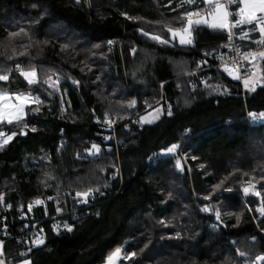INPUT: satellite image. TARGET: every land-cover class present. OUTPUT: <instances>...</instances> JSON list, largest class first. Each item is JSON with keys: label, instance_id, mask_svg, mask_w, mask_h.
Wrapping results in <instances>:
<instances>
[{"label": "trees", "instance_id": "16d2710c", "mask_svg": "<svg viewBox=\"0 0 264 264\" xmlns=\"http://www.w3.org/2000/svg\"><path fill=\"white\" fill-rule=\"evenodd\" d=\"M179 5L0 0V75L20 66L37 78L0 80V91L37 99L25 120L0 126V140L16 133L0 150L6 264H106L117 249L118 264L264 256V120L249 115L264 112V59L252 72L262 86L250 91L243 80L251 76L214 67L227 32L201 25L191 45L173 38L168 29L204 6ZM260 40L250 32L245 49L264 51ZM199 57L207 69L195 75ZM155 106L161 119L142 125ZM174 144L173 155L161 154Z\"/></svg>", "mask_w": 264, "mask_h": 264}, {"label": "snow or ice", "instance_id": "6c2138e0", "mask_svg": "<svg viewBox=\"0 0 264 264\" xmlns=\"http://www.w3.org/2000/svg\"><path fill=\"white\" fill-rule=\"evenodd\" d=\"M77 4L81 3V0H75ZM87 2V0H85ZM185 4H192V5H199L204 4L208 7L206 9H202L203 12L206 13V15H202L201 11H187L184 13L183 17H181V20H186V26L182 27L181 29L173 30L169 28L168 30L172 33L173 38L179 36V42L181 45H191L193 44V37L192 32L196 30L194 26L199 27L201 25L207 26L208 28L214 30V31H222L227 32L228 39L231 40L232 36L234 35L232 29L233 28H241L242 25H251V28L249 29L250 32H256L258 31L261 35V40L257 41L258 44L264 45V0H226V2H221V0H180L179 6H184ZM90 6V5H89ZM235 6V11H230L229 9ZM193 17H199L198 19H193ZM210 17V19L208 18ZM234 18V19H230ZM241 31L243 35L241 36V39L246 38L249 33L244 32L243 28H241ZM147 35V33H144ZM186 34V35H185ZM11 35H18V33H12ZM153 39H159V37H152ZM166 43L167 41H162ZM111 44L112 41H109ZM245 60L256 61L258 59H264V51H259L258 53H246L243 57ZM253 67H257V65H253ZM225 70H228L227 68ZM21 75L25 77L26 80H28L29 84L36 83L35 80V71L31 72H24L22 69ZM236 71H239V69H236ZM229 74H232L231 72ZM245 75L246 76H252L255 75L251 72V69H245ZM235 79H241L239 75L234 76ZM8 79L7 75H0V80L6 81ZM47 82V81H46ZM245 88H249L250 79L246 78L243 80ZM250 91H255V83H252ZM15 97L17 100H27L29 97H25L23 93L20 94H11L9 95L7 93V90L4 89L0 91V101H11L12 97ZM135 102H133L134 104ZM8 104L0 105V122H3L7 120L8 124L13 123V119L19 121L21 119L20 113L23 111V104L21 103L19 106H13L16 109V114L14 116L10 115L9 113L5 112L3 109L7 108ZM169 115H171V112L169 111ZM249 115L253 119H264V112H261L259 114L256 113H249ZM107 119V117H106ZM151 122V121H149ZM110 123V122H109ZM26 127V125H25ZM35 131V129H33ZM15 132L12 133V135L7 136L5 139L0 140V150L3 149L5 145L9 143V141L12 140L13 136H15ZM4 136V132L0 131V137ZM92 148L95 149L96 152L99 151V148L96 145H92ZM177 145H172L170 148H168L166 151L169 153H172L176 150ZM177 164L179 166V161H177ZM251 188H254L255 185H251ZM250 188L245 187L244 192L247 194L249 192ZM90 193L84 192V193H77V195H83L87 197ZM256 195H259L257 192ZM3 197H0V200H2ZM36 204H41L42 202L37 200L35 202ZM10 207V206H9ZM207 210V209H205ZM29 211H31V206H29ZM260 212L262 215H264V208L260 209ZM217 219L220 218L219 211L216 212ZM71 231V229H69ZM37 244H43V239H39L36 241ZM120 249H117L115 253H113L112 256L109 257V264H111V260L119 255ZM3 242L0 241V256H3ZM133 255H135L133 253ZM241 256L245 255L244 253H240ZM259 260H264V256L258 257ZM0 264H5L3 259H0Z\"/></svg>", "mask_w": 264, "mask_h": 264}, {"label": "built area", "instance_id": "2783aa9c", "mask_svg": "<svg viewBox=\"0 0 264 264\" xmlns=\"http://www.w3.org/2000/svg\"><path fill=\"white\" fill-rule=\"evenodd\" d=\"M221 2H226V0H221ZM208 6L204 5L202 9H206ZM230 11H235V6H232ZM234 19V18H230ZM241 28H243L244 32H248L249 35L241 39V36L243 35ZM241 28H233L232 31L234 35L232 36L231 40L227 39L228 42L226 44V52L224 55H219L216 57L217 64L214 67L219 68L220 70L228 73L229 71L235 72L237 75L241 77V80H243V77L245 76V69H251V72H254L253 65L256 61L245 60L243 59L244 55L246 53H258L254 50H246L245 45L250 41V31L246 29V25H242ZM198 63L202 66L200 70L196 71L194 74L198 75L199 73L203 72L207 68H203V64L205 62V59L203 57H199L197 60ZM228 70H225V69ZM22 68L20 66H16L13 69H11L8 73V76L13 75V73L21 74ZM236 69H239V71H236ZM201 81H204L203 78H201ZM41 204L38 205H45L44 201H41Z\"/></svg>", "mask_w": 264, "mask_h": 264}, {"label": "rangeland", "instance_id": "374dc122", "mask_svg": "<svg viewBox=\"0 0 264 264\" xmlns=\"http://www.w3.org/2000/svg\"><path fill=\"white\" fill-rule=\"evenodd\" d=\"M202 12V15H206L205 12L201 11ZM199 17H193V19H198ZM210 19V17H208ZM178 38V41L180 39L179 36H177ZM258 60H256L255 63H257ZM232 73V74H229V73ZM195 73V72H194ZM229 76L234 78L235 73H233V71H229L228 72ZM192 75V74H191ZM259 76V73H256L255 75L249 77L250 79V84H249V88L252 86V83L255 81V79ZM235 79V78H234ZM35 80L37 81V78H36V75H35ZM28 81V80H27ZM255 83V82H254ZM244 88V86H243ZM245 89V88H244ZM9 95H11L12 93L10 92H7ZM17 94H20V93H17ZM25 97H29L27 100H24V99H21V100H17L15 99V97L13 96L11 101H0V105H3V104H8L9 106L7 108H4L3 110L7 113H9L10 115L14 116L16 114V109L15 107L13 106H19L21 103L23 104V111L22 113H20L21 115V119L19 121L13 119V123L14 122H20L22 120H25L28 115H29V112H28V107L31 106V105H34L36 102H37V99L31 95V94H26V93H23ZM135 106V104H132L130 105V108H133ZM163 116V109L161 107H154V108H151L149 109L148 112H146V114H144L141 118H140V123L142 125H149V124H153V123H156L157 121H159L161 119V117ZM264 119H261V121H263ZM151 121V122H149ZM3 124H8L7 123V120L3 121V122H0V126L3 125ZM254 192L252 188H250L249 192ZM83 203L86 202L87 200V197H83ZM121 257V255H117L115 256L112 260H111V264H118V260L119 258ZM0 259H3L4 262H5V259L3 256H0ZM6 264V262H5ZM20 264H31V261L26 259L24 261H22ZM106 264H109V262H107Z\"/></svg>", "mask_w": 264, "mask_h": 264}, {"label": "water", "instance_id": "95a60500", "mask_svg": "<svg viewBox=\"0 0 264 264\" xmlns=\"http://www.w3.org/2000/svg\"><path fill=\"white\" fill-rule=\"evenodd\" d=\"M186 35V34H185ZM258 86H262V83L261 82H257L256 84H255V90L257 89V87ZM252 113H255V112H252ZM109 139H110V137H109ZM92 145H96L98 148H99V146L97 145V144H92ZM92 145H90V147H89V149H88V151H87V153H88V155L91 157V158H95V157H97L98 155H99V153H100V148H99V151L98 152H96L95 151V149H93L92 148ZM167 150V149H166ZM166 150H162L161 151V154L162 155H168V154H174L175 153V151L174 152H172V153H169V152H167ZM181 167V166H180ZM218 222H220V220H218ZM45 242V241H44ZM44 244V243H43ZM43 244H39V245H43ZM262 262H263V260H259L258 259V264H262Z\"/></svg>", "mask_w": 264, "mask_h": 264}, {"label": "bare ground", "instance_id": "6f19581e", "mask_svg": "<svg viewBox=\"0 0 264 264\" xmlns=\"http://www.w3.org/2000/svg\"><path fill=\"white\" fill-rule=\"evenodd\" d=\"M90 206H91V205H90ZM57 226H58L57 224L54 225L55 228H56ZM33 238H35V237H33Z\"/></svg>", "mask_w": 264, "mask_h": 264}]
</instances>
